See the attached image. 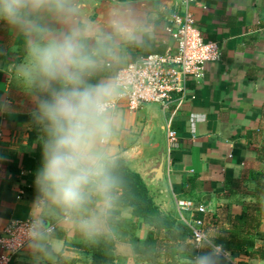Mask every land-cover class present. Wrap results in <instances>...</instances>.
Segmentation results:
<instances>
[{
    "label": "crops",
    "instance_id": "crops-1",
    "mask_svg": "<svg viewBox=\"0 0 264 264\" xmlns=\"http://www.w3.org/2000/svg\"><path fill=\"white\" fill-rule=\"evenodd\" d=\"M75 3L74 16L44 13L42 22L54 34L73 24L107 30L111 14L132 10L152 25L154 39L144 47L123 44L127 60L118 66L144 54L164 52L175 43L166 27L170 13L181 9L178 0ZM193 12L204 37L219 43L222 58L206 64L205 76L195 89L197 98L175 114L178 141L168 143L169 115L160 105L152 103L139 110L122 107L117 113H123L125 122L111 151L140 175L148 168L147 158L164 141V177L158 189L149 188L151 195L163 213L180 222L184 221L178 199L206 205L205 228L211 235H219L223 227L232 226L233 215L247 210L256 218L262 216L258 205L264 204V0H200ZM26 39L22 31L0 21V233L14 220L31 218L37 195L35 175L42 164L43 132L31 117L34 104L12 71L13 65L25 59ZM112 72L106 66L93 82ZM3 104L10 107L5 109ZM117 209L104 225V234L115 240L113 264H185L181 253L169 255L164 248L154 260L143 259L139 241L152 236L154 228L133 215L131 207ZM201 215L194 212L196 217ZM46 222H57L56 231L48 232L43 242L48 254L34 251L30 242L11 264H96L93 238L83 236L73 221L53 217ZM252 230L255 236L242 234L254 240L249 252L240 257L230 252L232 260L221 264H239L240 260L264 264V219Z\"/></svg>",
    "mask_w": 264,
    "mask_h": 264
},
{
    "label": "clouds",
    "instance_id": "clouds-1",
    "mask_svg": "<svg viewBox=\"0 0 264 264\" xmlns=\"http://www.w3.org/2000/svg\"><path fill=\"white\" fill-rule=\"evenodd\" d=\"M76 10L75 0H0V21L27 37L25 59L12 71L30 94L32 120L43 132L28 232L34 251L46 254L43 242L50 218L73 221L89 239L104 234L123 184L118 172L121 158L111 151L125 122L117 105L131 86L118 73L95 82L93 77L109 64L126 63L123 44L144 47L154 39L152 25L132 10L111 14L107 30L73 24L54 34L42 22L44 13L71 17ZM216 236L204 234L195 247L207 251L197 255L181 244L185 264H221L222 258L229 259Z\"/></svg>",
    "mask_w": 264,
    "mask_h": 264
},
{
    "label": "built area",
    "instance_id": "built-area-1",
    "mask_svg": "<svg viewBox=\"0 0 264 264\" xmlns=\"http://www.w3.org/2000/svg\"><path fill=\"white\" fill-rule=\"evenodd\" d=\"M199 1L178 0L181 9L170 13L166 27V32L175 39V43L164 52L144 54L115 68L108 65L113 71L111 75L118 73L122 81L131 86L130 93L119 101L117 112L122 107L139 110L152 103L160 105L163 112L169 115V144H175L179 139L173 126L175 114L186 102L197 98L195 89L205 76L206 64L222 58L219 43L206 39L197 23L193 7ZM177 205L183 221L190 228L192 240L197 244L207 231L205 219L194 216V212L205 214L207 206L187 198L178 199ZM30 221L31 218L14 220L0 233V264H11L31 242L28 232ZM48 225L47 232L56 231L57 222H49ZM224 250L231 261L230 251Z\"/></svg>",
    "mask_w": 264,
    "mask_h": 264
},
{
    "label": "trees",
    "instance_id": "trees-1",
    "mask_svg": "<svg viewBox=\"0 0 264 264\" xmlns=\"http://www.w3.org/2000/svg\"><path fill=\"white\" fill-rule=\"evenodd\" d=\"M118 172L123 178L121 187L123 192L119 196L113 214L119 212L118 207L129 206L133 215L142 218L144 222L154 228L152 236L139 241L143 259L154 260L155 257L160 255L159 250L163 248L169 255H179L181 244L191 250L194 255L207 251V249L195 247L196 243L192 240L188 224L178 221L172 214L161 211L144 180L138 173L130 171L122 159ZM258 208L262 212V216L258 218L247 210L233 215L234 223L230 228L223 227L222 232L216 236L215 242L223 245V248L230 251L235 257L247 254L254 245V240L249 237H242V234L245 231L247 235L249 233L256 235L252 229L261 224L262 219H264V204L261 203ZM203 216L202 213L201 217L203 218ZM206 231L210 234L207 229ZM91 243L94 245L97 254L96 264H113L116 255L115 240L112 235L102 234L93 238ZM229 262L228 258H222L221 263ZM239 264L249 263L240 260Z\"/></svg>",
    "mask_w": 264,
    "mask_h": 264
},
{
    "label": "water",
    "instance_id": "water-1",
    "mask_svg": "<svg viewBox=\"0 0 264 264\" xmlns=\"http://www.w3.org/2000/svg\"><path fill=\"white\" fill-rule=\"evenodd\" d=\"M167 146L164 141L161 142L155 153L146 160L148 168L144 174L140 173L146 186L152 189H158L163 181L164 166L166 163Z\"/></svg>",
    "mask_w": 264,
    "mask_h": 264
}]
</instances>
